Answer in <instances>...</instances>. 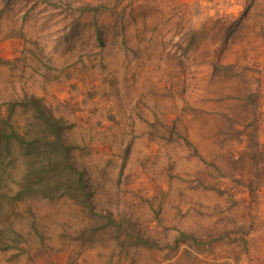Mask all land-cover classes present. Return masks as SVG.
<instances>
[{
  "label": "rangeland",
  "instance_id": "1",
  "mask_svg": "<svg viewBox=\"0 0 264 264\" xmlns=\"http://www.w3.org/2000/svg\"><path fill=\"white\" fill-rule=\"evenodd\" d=\"M30 97L96 217L5 150L0 264H264V0H0V120Z\"/></svg>",
  "mask_w": 264,
  "mask_h": 264
},
{
  "label": "trees",
  "instance_id": "2",
  "mask_svg": "<svg viewBox=\"0 0 264 264\" xmlns=\"http://www.w3.org/2000/svg\"><path fill=\"white\" fill-rule=\"evenodd\" d=\"M30 103L32 117L35 120V125L30 131L18 132L13 122L11 123V117L0 120V155L7 150L11 153V159H15L19 156L18 150L25 151L23 155L26 159V174L21 177V179L23 178L22 191L24 189L32 191L37 186L41 195L45 197L53 194L67 195L96 217L84 172L69 160L71 147L63 139L64 125L62 121L47 114L41 102L34 97H30ZM12 146L13 148H11ZM54 171L58 174L52 177L49 173ZM30 173L33 175L32 178H30ZM101 217L109 225H116L110 216ZM118 227L122 228V225ZM127 235L131 239L137 237V243L151 245L148 240L130 233Z\"/></svg>",
  "mask_w": 264,
  "mask_h": 264
}]
</instances>
